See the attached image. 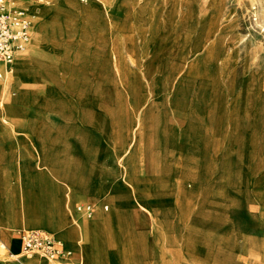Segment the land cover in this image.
<instances>
[{
    "label": "rangeland",
    "instance_id": "obj_1",
    "mask_svg": "<svg viewBox=\"0 0 264 264\" xmlns=\"http://www.w3.org/2000/svg\"><path fill=\"white\" fill-rule=\"evenodd\" d=\"M68 5L32 83L0 90L14 193L63 179L74 206L112 201L94 235L116 264H264V0Z\"/></svg>",
    "mask_w": 264,
    "mask_h": 264
},
{
    "label": "bare ground",
    "instance_id": "obj_2",
    "mask_svg": "<svg viewBox=\"0 0 264 264\" xmlns=\"http://www.w3.org/2000/svg\"><path fill=\"white\" fill-rule=\"evenodd\" d=\"M68 6V0H33L29 7V11L31 12L32 16L31 38L27 45L21 51L16 53L11 66L13 72L11 74L7 72L4 78L0 80L1 91L9 92L10 90H15L19 86L24 87L32 83L31 79L33 78H30V74L33 73L36 65L41 64L43 60L42 57L46 55L43 48L47 43V36L49 33L52 34V31L54 32L53 29H57L56 27L54 28L51 26V24H48V22L45 20L49 17H56V15L60 19L65 20L69 15ZM19 189L22 198L21 203H13V206L10 208H0V213L2 215L9 217L18 215V206L16 205H20L23 209L25 220L30 219L40 222V224L47 225H49V223L56 224L62 221V219L56 213V205H53L54 200L51 198V190L49 191L48 187L45 189L41 181H39V188L38 192L36 193L29 192L27 189H25L24 182L22 181L19 182ZM50 198L52 202L50 201ZM50 202L52 205H49ZM110 202L113 203L112 201ZM110 202L108 204L111 205L112 210L109 214L99 209V211L96 212L97 215L95 217V221L87 222L83 219H80L82 224H80L77 229V235H66L65 232H63V235L66 237V239L76 245V248L71 256H66L64 260H62V256L51 259L39 251H33L28 254L22 252L18 255L9 256L11 258V262H8V264H30L33 259H36L35 257H37L40 262L43 261L45 264H48L49 262L53 264L61 263V261H67L70 264H100L103 260L105 261L104 264H116L117 262L115 261V257L114 255L111 256L110 249L108 248L110 247V244L105 242L97 243L95 238L96 235H94L96 229L98 226H101L102 222H105L106 220L109 221L111 218L114 219L113 205ZM131 220H133V218ZM46 227L61 231L57 225ZM135 229V224L131 222L129 224L128 231L132 237H134V235L137 233V230ZM128 246H130V244ZM127 248L129 249V247ZM81 251H83V253H81V255L83 254V258L79 259L77 255ZM155 251L157 250L155 249ZM109 260H112V263H110Z\"/></svg>",
    "mask_w": 264,
    "mask_h": 264
},
{
    "label": "crops",
    "instance_id": "obj_3",
    "mask_svg": "<svg viewBox=\"0 0 264 264\" xmlns=\"http://www.w3.org/2000/svg\"><path fill=\"white\" fill-rule=\"evenodd\" d=\"M1 80V79H0ZM3 123H0V126H2ZM8 134H3L0 133V140L5 139ZM12 136V134H11ZM30 136V135H29ZM31 140V138L29 137ZM23 152H28L30 150L29 148H26V146H23L22 144L18 143L17 146V151L20 154V151ZM1 157V155H0ZM1 164V163H0ZM13 165H10L7 167L5 170V165L1 164L0 165V172L4 174L3 179H0V208H10L13 205L14 201H17L21 203V199L18 195L14 193V183L12 180V172H13ZM53 186H55V193L51 196L53 197L54 204L56 205V213L57 215L62 219L61 222H58L56 224L54 223H49L47 224H41V228L44 229L46 226H53L57 225L58 228L61 229L60 234L56 237L60 241V236L63 232H65L66 235L73 234L74 236L78 234V227L82 222L78 218V212L77 211V206L78 205H86L79 203L76 206H74L75 202L78 201V197L80 196L77 192L76 186L73 182L69 181L68 183L64 184L63 179H55L53 182ZM50 198V201L52 202ZM69 198V199H68ZM50 202L49 205H52ZM67 205V206H66ZM18 215H15L14 217H9L6 215H2L0 213V242L4 241L8 247V255H18L22 253V240L19 237L18 233H15L11 235V233L15 230H26L27 228H32V225H35V222L32 221H25V216L23 215V209L21 208L20 205H16ZM104 205L103 209L104 211L106 210ZM94 209V214L96 212V209L94 206H92ZM0 209V210H1ZM62 232V233H61ZM0 252L1 250L5 249L4 245L0 244ZM65 251H69L70 248H64ZM16 252V253H15ZM83 251H81L77 257L79 259L83 258ZM36 259H33L30 264H45L43 261L40 262L37 257ZM64 256H62V260H64ZM6 260H2V264H5ZM63 262V263H62ZM48 264H53V263H48ZM54 264H70L67 261H61V263H54Z\"/></svg>",
    "mask_w": 264,
    "mask_h": 264
},
{
    "label": "built area",
    "instance_id": "obj_4",
    "mask_svg": "<svg viewBox=\"0 0 264 264\" xmlns=\"http://www.w3.org/2000/svg\"><path fill=\"white\" fill-rule=\"evenodd\" d=\"M33 0H0V79L11 69L14 57L31 38L32 16L29 6ZM108 209V206H105ZM78 212L87 216L94 214L90 205H78ZM25 254L39 251L48 258L55 259L66 254L62 243L44 229L22 230L18 232ZM5 264H8L5 261Z\"/></svg>",
    "mask_w": 264,
    "mask_h": 264
}]
</instances>
